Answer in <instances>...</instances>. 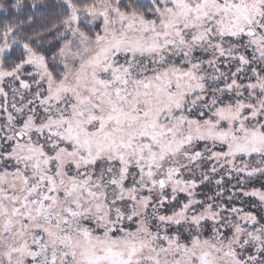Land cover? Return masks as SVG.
Returning a JSON list of instances; mask_svg holds the SVG:
<instances>
[{
  "label": "snow or ice",
  "instance_id": "6c2138e0",
  "mask_svg": "<svg viewBox=\"0 0 264 264\" xmlns=\"http://www.w3.org/2000/svg\"><path fill=\"white\" fill-rule=\"evenodd\" d=\"M0 264H264V0H0Z\"/></svg>",
  "mask_w": 264,
  "mask_h": 264
},
{
  "label": "rangeland",
  "instance_id": "374dc122",
  "mask_svg": "<svg viewBox=\"0 0 264 264\" xmlns=\"http://www.w3.org/2000/svg\"><path fill=\"white\" fill-rule=\"evenodd\" d=\"M205 191H207V190H205ZM213 191H214V189H213ZM209 194H212V193H209ZM241 201H243V205H242V206H244L246 209H247L252 203L255 202L254 200H251V199H249V198H241V200L236 201L237 206H241Z\"/></svg>",
  "mask_w": 264,
  "mask_h": 264
},
{
  "label": "trees",
  "instance_id": "16d2710c",
  "mask_svg": "<svg viewBox=\"0 0 264 264\" xmlns=\"http://www.w3.org/2000/svg\"><path fill=\"white\" fill-rule=\"evenodd\" d=\"M25 2H26V3H29L30 0H25ZM252 183H254V185H255L256 187H259V186H260L259 182H252Z\"/></svg>",
  "mask_w": 264,
  "mask_h": 264
}]
</instances>
